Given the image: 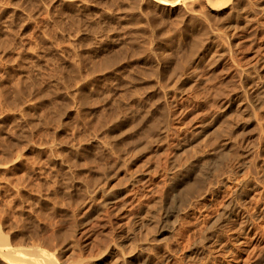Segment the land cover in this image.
I'll return each mask as SVG.
<instances>
[{
	"label": "rangeland",
	"instance_id": "rangeland-1",
	"mask_svg": "<svg viewBox=\"0 0 264 264\" xmlns=\"http://www.w3.org/2000/svg\"><path fill=\"white\" fill-rule=\"evenodd\" d=\"M31 258L264 264V0H0V264Z\"/></svg>",
	"mask_w": 264,
	"mask_h": 264
},
{
	"label": "bare ground",
	"instance_id": "bare-ground-1",
	"mask_svg": "<svg viewBox=\"0 0 264 264\" xmlns=\"http://www.w3.org/2000/svg\"><path fill=\"white\" fill-rule=\"evenodd\" d=\"M197 44H198V41L196 40L195 42H194V48H196V46H197ZM199 180L197 181V182H195L193 185H191V189H193L197 184H199ZM170 209H172V206L170 207ZM171 211H173V210H171ZM171 213V212H170ZM171 215V214H170ZM166 227H167V224L165 223V224H163V226H162V231H164L165 229H166ZM13 262H15V263H18V261H15V260H12ZM26 263H28V264H42L43 263V260L41 259V258H31V259H29V260H27V261H25ZM49 264H58L56 261H51Z\"/></svg>",
	"mask_w": 264,
	"mask_h": 264
}]
</instances>
